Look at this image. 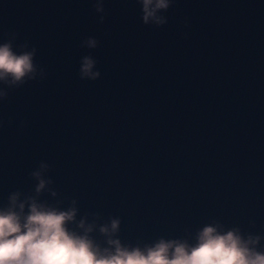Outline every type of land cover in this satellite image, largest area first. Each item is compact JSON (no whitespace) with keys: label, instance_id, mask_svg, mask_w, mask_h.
<instances>
[{"label":"water","instance_id":"95a60500","mask_svg":"<svg viewBox=\"0 0 264 264\" xmlns=\"http://www.w3.org/2000/svg\"><path fill=\"white\" fill-rule=\"evenodd\" d=\"M93 3L0 0V43L46 73L9 89L34 170L51 165L43 201L100 213L101 247L110 216L123 245L194 244L213 220L264 236V0H176L159 27L136 0Z\"/></svg>","mask_w":264,"mask_h":264},{"label":"clouds","instance_id":"9594fccd","mask_svg":"<svg viewBox=\"0 0 264 264\" xmlns=\"http://www.w3.org/2000/svg\"><path fill=\"white\" fill-rule=\"evenodd\" d=\"M140 4L142 23L162 26L167 18L160 13L167 12L176 0H136ZM105 0H94L97 13H105ZM106 15V14H105ZM105 15L99 17L103 23ZM13 39L19 36L16 31L5 32ZM89 48H96L98 41L88 38L84 42ZM27 43L19 45L20 51L13 48L11 40L0 43V84L7 88L19 89L29 81H35L45 70L34 62L36 48L26 50ZM96 61L91 56L82 59L81 79L96 80L99 71H93ZM8 92L0 88V100L7 99ZM25 122L22 121L21 127ZM51 165L41 161L39 170L29 175L38 183L35 195L20 200L19 190L8 197L9 204L0 208V264H264V249L257 246L264 236L247 235L240 227L225 230L218 220L205 224L195 235V243L187 239L159 238L144 247L123 245L113 237L119 232L121 219L109 217L110 223L99 226V233L107 238V247H101L93 238L96 219L100 213L85 212L79 216L76 199H68L69 206L61 208L62 201L50 204L38 197L47 189L52 197L57 191L48 188L53 179L44 178ZM93 216L92 222L88 221Z\"/></svg>","mask_w":264,"mask_h":264}]
</instances>
